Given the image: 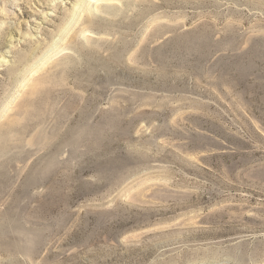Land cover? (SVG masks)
<instances>
[{
    "label": "rangeland",
    "instance_id": "1",
    "mask_svg": "<svg viewBox=\"0 0 264 264\" xmlns=\"http://www.w3.org/2000/svg\"><path fill=\"white\" fill-rule=\"evenodd\" d=\"M0 264H264V0H0Z\"/></svg>",
    "mask_w": 264,
    "mask_h": 264
},
{
    "label": "bare ground",
    "instance_id": "2",
    "mask_svg": "<svg viewBox=\"0 0 264 264\" xmlns=\"http://www.w3.org/2000/svg\"><path fill=\"white\" fill-rule=\"evenodd\" d=\"M91 22V21H90Z\"/></svg>",
    "mask_w": 264,
    "mask_h": 264
}]
</instances>
